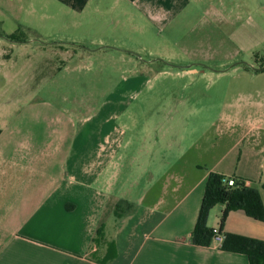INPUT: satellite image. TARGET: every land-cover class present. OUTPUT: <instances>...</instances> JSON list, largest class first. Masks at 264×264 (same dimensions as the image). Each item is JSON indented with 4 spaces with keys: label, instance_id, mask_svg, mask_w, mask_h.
<instances>
[{
    "label": "crops",
    "instance_id": "0c3cea01",
    "mask_svg": "<svg viewBox=\"0 0 264 264\" xmlns=\"http://www.w3.org/2000/svg\"><path fill=\"white\" fill-rule=\"evenodd\" d=\"M197 12L244 28L246 12L264 19V0H0V42L127 58ZM17 33L24 42L5 37ZM253 106L256 115L226 118L229 129L240 127L228 150H120L112 132L95 150H75L82 132L55 145L23 144L0 130V264H250L192 235L211 173L251 181L264 203V103L243 111ZM107 142L114 150H103ZM225 208L210 211V229L264 241V222L243 211L222 225Z\"/></svg>",
    "mask_w": 264,
    "mask_h": 264
},
{
    "label": "rangeland",
    "instance_id": "374dc122",
    "mask_svg": "<svg viewBox=\"0 0 264 264\" xmlns=\"http://www.w3.org/2000/svg\"><path fill=\"white\" fill-rule=\"evenodd\" d=\"M253 13L238 28L197 12L157 31L137 57L2 41L0 130L23 144L55 145L82 132L75 150H95L109 132L120 150H228L240 127L229 129L226 118L256 115L244 106L264 103V69L246 66H264V19ZM189 66L204 72L184 74Z\"/></svg>",
    "mask_w": 264,
    "mask_h": 264
},
{
    "label": "trees",
    "instance_id": "16d2710c",
    "mask_svg": "<svg viewBox=\"0 0 264 264\" xmlns=\"http://www.w3.org/2000/svg\"><path fill=\"white\" fill-rule=\"evenodd\" d=\"M5 37L11 41L24 42V37L18 33ZM230 178L218 173L209 175L198 222L192 235V241L196 245L209 246L213 243V229L207 223L210 211L219 204L226 207L222 214V225L231 211H243L249 217L264 222V203L259 191L253 187H245L243 179L237 177H234L236 183L231 186L228 182ZM221 248L245 254L250 264H264V241L227 234Z\"/></svg>",
    "mask_w": 264,
    "mask_h": 264
},
{
    "label": "built area",
    "instance_id": "2783aa9c",
    "mask_svg": "<svg viewBox=\"0 0 264 264\" xmlns=\"http://www.w3.org/2000/svg\"><path fill=\"white\" fill-rule=\"evenodd\" d=\"M228 182H229V185H231V186L234 185V184L236 183L234 177H231V178L228 180ZM242 183H243V185H244L245 187H252V182L249 181V180H245V179H243ZM224 241H225V235H224V234H223L218 228L213 229V238H212V242H213L214 244H216L217 247L221 248L222 245H223V243H224Z\"/></svg>",
    "mask_w": 264,
    "mask_h": 264
},
{
    "label": "flooded vegetation",
    "instance_id": "af4514ba",
    "mask_svg": "<svg viewBox=\"0 0 264 264\" xmlns=\"http://www.w3.org/2000/svg\"><path fill=\"white\" fill-rule=\"evenodd\" d=\"M247 67H249V68H251V69H253V70H263V67L262 68H256V67H253V66H251V65H246Z\"/></svg>",
    "mask_w": 264,
    "mask_h": 264
},
{
    "label": "water",
    "instance_id": "95a60500",
    "mask_svg": "<svg viewBox=\"0 0 264 264\" xmlns=\"http://www.w3.org/2000/svg\"><path fill=\"white\" fill-rule=\"evenodd\" d=\"M133 54L136 55V56H138V55H137L136 53H134V52H133ZM263 69H264V67H263Z\"/></svg>",
    "mask_w": 264,
    "mask_h": 264
}]
</instances>
